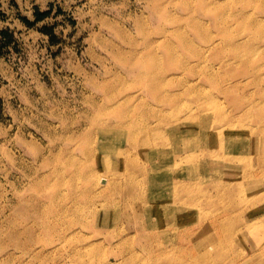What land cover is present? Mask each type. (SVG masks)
<instances>
[{"label": "rangeland", "instance_id": "374dc122", "mask_svg": "<svg viewBox=\"0 0 264 264\" xmlns=\"http://www.w3.org/2000/svg\"><path fill=\"white\" fill-rule=\"evenodd\" d=\"M246 15L264 23V0H0V264H87L88 253L75 248L113 228L77 220L93 218L92 210L103 217L112 202L123 201L112 189L133 171L125 156L151 168L149 154L172 153L164 130L143 132L156 124L154 113L174 110L171 101L178 102L181 120L194 111V141L188 150L187 136L179 140L190 157L166 171L186 179L189 168L200 165L190 184L201 200L194 216L197 207L208 224L213 216L228 222L202 194L215 196L225 182L223 169L215 168L219 156V166L232 160L250 171L262 155L243 147L242 133L264 120V83L250 82L244 69L248 61L264 63V31L243 27ZM236 41L241 49L230 50ZM202 59L213 65L198 64ZM206 69L228 81L213 85ZM158 88L161 93L150 90ZM108 129L113 132L105 135ZM137 140L148 144L143 153ZM158 158L164 170L169 159ZM244 183V198L264 190L257 179ZM117 206L122 211L125 205ZM250 215L253 224L263 219L251 228L263 235L264 215ZM167 216L162 224L174 219ZM117 220L115 226L125 222ZM215 233L194 245V257L215 251L222 243ZM118 238H107L106 253ZM254 242V236L239 237L229 246L251 253ZM252 256L239 263L264 264V249ZM147 257L145 264H154Z\"/></svg>", "mask_w": 264, "mask_h": 264}, {"label": "bare ground", "instance_id": "6f19581e", "mask_svg": "<svg viewBox=\"0 0 264 264\" xmlns=\"http://www.w3.org/2000/svg\"><path fill=\"white\" fill-rule=\"evenodd\" d=\"M242 26L246 29H260L264 31V23L248 18L247 15L243 16ZM241 45V42L236 41L230 47V50L238 51L241 49ZM202 60L198 64L207 63V61L208 65L211 64L208 59ZM260 68L264 71V63L258 64L255 61L246 62L244 67L248 72L246 74L250 82L257 86L264 83V73L262 75L260 74ZM206 71L204 76H207L206 80L213 85L218 86L222 84V80H224L223 82L226 81L224 77L212 69H206ZM244 73L242 72L241 74ZM237 85L235 84L234 86ZM150 90L157 93L162 92V89L159 88ZM223 91L227 93V90ZM186 92L191 93L189 90H186ZM169 104L174 110H171L168 114L162 110L154 113L157 117L156 124H147L143 132L148 133L153 129L159 128L162 130L163 135L164 130L166 132L165 140L170 138V142L173 143L172 153L169 152V154H166V152L164 153L158 150L154 155L149 154L147 161L151 165V168L139 166L135 163L133 156L131 159L125 156V163L133 171L128 175V181L125 184L116 183L112 189L115 194H124L123 197L125 198L123 201L116 200L112 202V210L103 217L99 212L92 210L94 213L91 217L94 216L93 218L87 219L86 217H80L77 220L76 223L81 226L99 220L100 222L108 224L107 231L113 228L112 232H105L111 237L105 235L103 239H89L90 241L85 246L75 248L77 252L86 251L88 253L90 259L86 261L88 262L87 264H145L146 258H148L147 254L152 256V262L154 264H240L239 261L243 259L244 255L247 258H251L252 255L257 256L264 249V234L257 235L256 231H251L252 225L258 222L261 223L263 219L260 218V221L254 224L252 221H247L249 220V212L253 211L250 216L264 215V190L251 197L247 196L244 198L242 196V193L248 188V184L244 183V180L247 178L257 179L258 184H264V120L261 121L260 125L253 128L251 130L252 132L242 133L245 141V145L243 146L246 149L245 151L252 150L254 153L258 152V155L262 154L256 157V164L250 168V171L240 170L232 160L229 161L227 166H219V163L223 159L220 156L218 157L217 167L215 168L217 170L223 169L221 175L226 184H224L225 182H221L222 184L216 187L219 189H215V196L212 191L211 193L207 191L202 194V198H205V203L210 202L212 208L217 205L215 208L221 212L222 217H228L227 221L229 223H225L222 219H214L215 216H213L211 223L208 224L206 223L207 216L204 215L201 218L200 213L202 211L197 207L194 216V205L199 206L201 200H199V197L195 198L194 188L190 187V184L193 182L192 175L194 168L199 173L200 165L195 167L192 165L186 172V179H183V175L180 173L174 176L170 172H167L168 169L182 165L190 157L189 152L183 154V150L180 149L179 140L187 136L188 143L186 146L188 150L193 147L194 141V111L188 110L185 119L181 120L177 116L178 102L171 101ZM223 117V113L218 114V121L216 120L218 124L223 125L221 123ZM171 120L173 121V125L165 127V121ZM186 121L190 125L187 128L183 126ZM112 132V129L103 130L105 135ZM162 142L164 140H158V143ZM134 144H138V149L142 153L144 152L143 148L148 146L146 142L139 140L137 142L134 141ZM105 146L104 144L102 147L104 150ZM133 147L136 148L135 146ZM131 151V148L127 150V152ZM155 156H158L159 160H163L164 157L169 159L164 170L155 163ZM258 168L260 172L257 171ZM106 180L105 178L103 179V181ZM142 186H147V190H140L139 187ZM100 193L104 192L101 191ZM226 198L230 199L229 203L220 206V203L225 201ZM101 204L102 202L98 203V205ZM118 204L125 205L122 211L118 209ZM188 213L191 215H188ZM166 215H168L167 218L174 219L169 223L162 224V217ZM121 217L125 219V222L121 226H115V223H118L117 219ZM114 221L116 222L114 223ZM194 223L196 232L194 231ZM130 228H134L135 230L129 233L128 230ZM210 231H215L217 237L222 238V243H217L215 251L212 253H203L199 250L194 257V245L199 247L201 239L206 238ZM101 232L102 230H100ZM97 235H99V232ZM116 236L119 237L117 243L112 247L110 254L106 253L104 249L105 241L108 240L107 238L114 239ZM253 236L255 237L254 244L256 245L254 249L249 251L251 253H245V249L242 252H234L229 246L236 239H239V237L253 239ZM196 238L200 239L198 240V244L195 242ZM111 256L115 257L116 262L111 261Z\"/></svg>", "mask_w": 264, "mask_h": 264}]
</instances>
